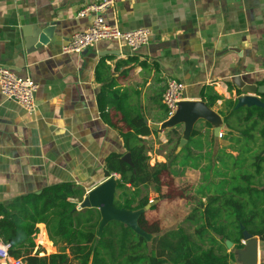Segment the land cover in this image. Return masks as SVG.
<instances>
[{
    "label": "crops",
    "instance_id": "crops-1",
    "mask_svg": "<svg viewBox=\"0 0 264 264\" xmlns=\"http://www.w3.org/2000/svg\"><path fill=\"white\" fill-rule=\"evenodd\" d=\"M98 1L0 0V66L11 68L18 76H30L39 84L34 114L0 90V203L61 183L84 187L86 197L111 178L117 182L115 202L121 193V174L109 175V157L122 155L123 160L139 143L151 155L150 165H168L162 188L167 187V180L177 186L193 184L191 171L197 177L198 172L224 169L221 158L231 151L230 142L220 140L214 130L208 134L197 127L202 121L207 126V121L198 120L194 128L200 131L197 137L209 136V148H188L189 157L196 162L169 161L171 128L155 126L169 119L162 97L170 79L186 84L184 100H202L203 86H210L225 99L237 101L241 94L232 82L235 75L247 83L264 85V0H114L104 11L106 21L125 31L150 28L149 43L132 52L116 41L103 40L81 53H63L72 35L87 29L95 19L78 13ZM36 25L54 27L53 38L38 48L26 42ZM102 87L127 92L130 104L158 132L135 136L128 145L119 114L110 110L106 120L101 113L98 95ZM223 106L221 99L211 109L221 116ZM219 125L224 133L222 116ZM180 127L184 125L175 129ZM180 151L177 148L176 155ZM176 167L187 173L174 176L171 169ZM166 191L163 189L149 209L148 204L140 209L123 208L143 210L138 225L151 239L155 232L141 225L142 218L148 226L165 230L180 224L175 223L176 211ZM188 203L191 212L195 202ZM39 225L42 254L44 250L56 252L46 225ZM254 239L258 243L256 264H264V240ZM227 243L228 251L236 254L233 264H246L235 244Z\"/></svg>",
    "mask_w": 264,
    "mask_h": 264
},
{
    "label": "trees",
    "instance_id": "trees-1",
    "mask_svg": "<svg viewBox=\"0 0 264 264\" xmlns=\"http://www.w3.org/2000/svg\"><path fill=\"white\" fill-rule=\"evenodd\" d=\"M200 96L209 107L224 99L219 113L226 129L223 138L230 142L227 146L231 151L222 155L224 169L217 170L216 177L220 179L216 188L206 187L185 218L184 223H191L192 230L182 224L160 229L148 226L142 218L141 225L155 232L152 239L117 220L99 231L102 219L99 208L78 210L85 188L61 183L48 186L41 193L0 203V240L10 244L9 253L24 258L28 264H233L236 254L228 251L226 241L233 242L237 249L243 248L245 231L264 240V143L255 157L253 170L244 171L249 168V159L243 150L244 146L255 149L256 136L264 142V107H237V101L225 99L210 86H203ZM261 98L264 102V94ZM98 104L106 120L110 110L119 114L128 145L135 136L158 132L130 104L125 91L102 87ZM237 124L243 127L238 129ZM199 132L194 128L190 138ZM184 148L186 144L180 153ZM121 156L113 154L108 160L109 175L121 174L118 180L121 193L114 204L119 208L140 209L150 202L148 195H141L143 188L150 184L160 187L168 165H150L147 149L141 143L131 147V164ZM40 223L46 225L50 240L60 247L57 252L41 255L42 250H35L34 235Z\"/></svg>",
    "mask_w": 264,
    "mask_h": 264
},
{
    "label": "built area",
    "instance_id": "built-area-1",
    "mask_svg": "<svg viewBox=\"0 0 264 264\" xmlns=\"http://www.w3.org/2000/svg\"><path fill=\"white\" fill-rule=\"evenodd\" d=\"M114 3V0H100L96 3L84 7L78 15L86 17L94 15L92 24L85 30L72 35L63 47V53H81L94 44L103 41H116L121 46L129 48L132 52L140 50L147 45L151 37V29L142 27L135 30L125 31L116 24H109L104 16V11ZM39 84L30 76H18L11 68L0 66V90L1 93L10 100H15L21 104L25 111L34 114L37 109L36 94ZM186 84L177 79H170L167 82L163 93L162 102L165 106L168 118L175 115L181 101L185 99ZM239 97V96H238ZM237 97V98H238ZM219 137H223V132H219ZM120 178V175L114 174ZM153 201V199H150ZM43 230L38 225V232L34 235L38 250L43 246L39 237ZM39 244H38V243ZM246 240L242 239V245ZM40 246V248H39ZM10 244L0 240V264H28L22 257H14L9 253ZM43 251V250H42ZM41 255H44L41 253Z\"/></svg>",
    "mask_w": 264,
    "mask_h": 264
},
{
    "label": "water",
    "instance_id": "water-1",
    "mask_svg": "<svg viewBox=\"0 0 264 264\" xmlns=\"http://www.w3.org/2000/svg\"><path fill=\"white\" fill-rule=\"evenodd\" d=\"M54 27L36 25L34 31L28 35L26 42L32 44L38 48L41 45L48 44L49 40L53 38ZM233 84L241 91V95L237 99V107L240 106H252L258 105L264 107L261 94H264V85H257L253 83H247L241 75H235L232 77ZM199 119H204L214 126L215 135L219 136L221 130L220 122L221 116L216 113L211 107H209L203 100H183L179 104V108L175 115L170 117L166 122L161 125H156V129L172 128L179 124H184L185 132L184 138L178 144V150L180 151L190 138L194 126ZM123 160L127 163H132L131 153H127ZM117 182L114 178L109 179L102 185L98 186L94 190L84 197L81 204L78 206V210L89 207H98L101 212V223L99 231H102L104 226L112 220L121 221L127 226L133 228L136 232L151 239L142 228L138 225V218L143 210L131 211L123 208H117L114 205V193ZM154 201H150L146 207L149 209ZM244 239L246 244L243 248L238 249L244 258L246 264H256L258 254L257 239H254V235L248 231L244 232ZM228 245L233 244L231 241Z\"/></svg>",
    "mask_w": 264,
    "mask_h": 264
},
{
    "label": "rangeland",
    "instance_id": "rangeland-1",
    "mask_svg": "<svg viewBox=\"0 0 264 264\" xmlns=\"http://www.w3.org/2000/svg\"><path fill=\"white\" fill-rule=\"evenodd\" d=\"M199 120L201 121L204 119H199ZM205 125H206V123L202 121L201 123L199 122V125H197V127L205 130V132L208 134L212 133V131L214 130V126L213 125L209 126L208 124H207V126H205ZM242 127H243V124H241V125L237 124L238 129H241ZM179 129L180 130L178 131L177 128L175 129V127H172L170 130V138L171 139H170L169 144H167L168 145V153L166 154L167 157H170V159H168V160L170 161L173 158V160L176 159L173 162H178V163H184L183 161H185V162H190V161L196 162V159L189 157L188 148L191 146H195L197 148H203L204 149L205 147L209 146V142H206V140L208 139L209 136L207 138H204V137L201 138V137H197V136L192 137L190 142L187 144L186 148H184V150L181 152V154H179L180 156L178 155V157L175 158L176 146L184 138L185 126H184V128L180 127ZM222 138L223 137H219L220 140ZM255 140L256 141L258 140V142H256L258 144L256 145L255 149L249 148V146L243 147V150L246 152V156L249 159V161L247 163L249 165V168L247 169V167H245L246 170H244V171L253 170V166H254L253 163L255 161V157L258 153H260V151L263 148V145H262V143H264L263 140L260 139V137H258V136H256ZM217 143H215V146H217L219 148L220 144L219 143L217 144ZM163 147L164 146H161L160 150L161 149L164 150ZM207 148H209V147H207ZM251 150H253V151L251 152ZM201 155L203 158L204 154H201ZM148 156H151V155H148ZM213 156H214V154H213ZM171 173L174 176L179 177L181 175H184V173H187V172H185L181 168L176 167V168L171 169ZM192 173L195 175L196 172L191 171V175H192ZM217 173H218L217 170L202 171L201 174H199V172H198L197 177L194 175L192 177V179L195 181L193 184L186 183V184H180L177 186L175 184L170 183L169 180H167V183H166L167 187H164V188H162V185L160 187H156L154 184L153 185L150 184L148 187L143 188V190H142L143 194H141V195L142 196L148 195L149 198H151V199L153 198V200L155 201V199L157 197H160L162 195L163 189H167L165 194H166L167 198L170 199L169 204L170 205L172 204L174 206L175 211H176V214L174 217L176 220L175 223L179 222L180 224L184 225L189 230H192L193 226L191 223H187V222L184 223L185 218L188 215V213H190L189 211L191 209L190 205H189V208H187L188 207L187 205L189 204L188 200L192 201V202H195V200H198L201 197L203 190L206 189V187L216 188V186L219 182V178L218 177L216 178ZM163 177H165V176L164 175L162 176V181L165 180V178L163 180ZM180 200H181V202H179ZM194 205H195V203H194ZM56 249L58 251L60 249V247L56 246ZM44 251H45V254H48L46 250H44ZM51 253H55V252H51Z\"/></svg>",
    "mask_w": 264,
    "mask_h": 264
}]
</instances>
